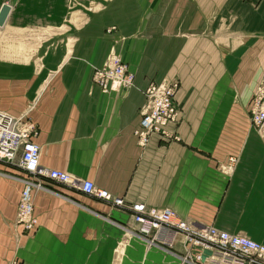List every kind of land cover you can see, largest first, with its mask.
Here are the masks:
<instances>
[{
    "label": "crops",
    "instance_id": "obj_1",
    "mask_svg": "<svg viewBox=\"0 0 264 264\" xmlns=\"http://www.w3.org/2000/svg\"><path fill=\"white\" fill-rule=\"evenodd\" d=\"M3 3L0 111L36 125L42 169L91 180L124 206L46 178L27 233L15 221L25 175L0 160V264H191L182 234L162 248L133 233L137 202L264 245V133L249 113L264 78V0ZM109 54L133 72L131 87L92 82ZM150 82L178 83V117L173 139L152 134L142 147Z\"/></svg>",
    "mask_w": 264,
    "mask_h": 264
},
{
    "label": "built area",
    "instance_id": "obj_2",
    "mask_svg": "<svg viewBox=\"0 0 264 264\" xmlns=\"http://www.w3.org/2000/svg\"><path fill=\"white\" fill-rule=\"evenodd\" d=\"M113 29V28H112ZM92 82L101 91L129 88L133 85L134 74L125 62L109 54L101 66L93 67ZM177 82H150L143 91L144 104L140 109V121L134 131L137 143L145 146L150 135L156 134L162 140L174 138L167 126L175 122L178 108L174 100ZM250 123L253 129L264 133V78L255 89L249 106ZM37 135L36 125L29 119L15 117L0 111V160L14 164L25 175L23 188L17 203L15 221L25 232L36 225L33 211V195L40 189L49 190L44 180H56L68 188L78 189L85 195L108 202L112 206L123 207V199L99 188L91 180L78 181L61 170H44L39 166L40 148L33 138ZM234 159L227 166H233ZM135 227L133 233L149 246L168 247L176 233L182 234L186 251L180 255L182 261L191 264H264V245L250 238L220 230L215 226H196L179 218L168 208L146 207L143 202L128 206ZM196 250V253H192ZM209 254L202 260V251Z\"/></svg>",
    "mask_w": 264,
    "mask_h": 264
},
{
    "label": "water",
    "instance_id": "obj_3",
    "mask_svg": "<svg viewBox=\"0 0 264 264\" xmlns=\"http://www.w3.org/2000/svg\"><path fill=\"white\" fill-rule=\"evenodd\" d=\"M10 10V6L7 3H3L0 7V26L4 23L8 13Z\"/></svg>",
    "mask_w": 264,
    "mask_h": 264
},
{
    "label": "rangeland",
    "instance_id": "obj_4",
    "mask_svg": "<svg viewBox=\"0 0 264 264\" xmlns=\"http://www.w3.org/2000/svg\"><path fill=\"white\" fill-rule=\"evenodd\" d=\"M76 5H79V2L75 1ZM181 262L183 263L184 261L181 260ZM187 263V262H184Z\"/></svg>",
    "mask_w": 264,
    "mask_h": 264
}]
</instances>
